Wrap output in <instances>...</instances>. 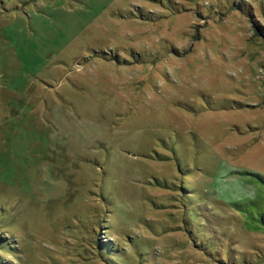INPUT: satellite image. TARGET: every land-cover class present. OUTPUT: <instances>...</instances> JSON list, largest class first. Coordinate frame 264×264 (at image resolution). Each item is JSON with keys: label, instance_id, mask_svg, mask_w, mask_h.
<instances>
[{"label": "rangeland", "instance_id": "1", "mask_svg": "<svg viewBox=\"0 0 264 264\" xmlns=\"http://www.w3.org/2000/svg\"><path fill=\"white\" fill-rule=\"evenodd\" d=\"M0 264H264V0H0Z\"/></svg>", "mask_w": 264, "mask_h": 264}]
</instances>
